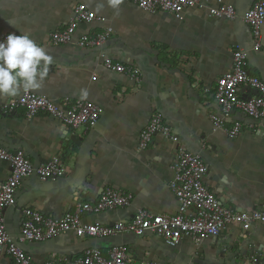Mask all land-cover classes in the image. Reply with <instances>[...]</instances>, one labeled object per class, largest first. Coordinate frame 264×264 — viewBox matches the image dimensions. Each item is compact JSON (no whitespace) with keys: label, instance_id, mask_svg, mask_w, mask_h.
Instances as JSON below:
<instances>
[{"label":"crops","instance_id":"crops-1","mask_svg":"<svg viewBox=\"0 0 264 264\" xmlns=\"http://www.w3.org/2000/svg\"><path fill=\"white\" fill-rule=\"evenodd\" d=\"M199 1L207 8L216 6V0ZM222 1L233 7V19L214 18L206 9L194 8L183 13L182 21H175L124 2L113 9L107 0H0V38L8 33L28 34L53 57L42 86L31 92L59 104L87 100L102 110L93 127L74 130L45 115L27 120L22 110L14 116L0 111L1 150L20 152L34 166L57 157L66 170L64 177L55 180L32 176L22 183L15 206L3 212L10 236L18 237L25 208L56 219L78 204L96 200L105 188L130 193L131 204L85 214L83 223L127 222L140 210L152 215L176 214L178 202L168 186L179 148L203 159L207 168L203 185L223 207L264 209V120L232 112L218 130L212 129L209 120L210 115H220L214 99L216 81L231 70L235 50L245 54L247 73L264 83V28L256 51L252 32L242 21L243 14L259 0ZM78 5L105 21L81 23L70 43L48 45V35L65 28ZM106 29L111 33L100 48H77L80 36ZM104 57L137 68L140 83L105 70ZM22 91L15 97H0V107ZM239 95L248 99L254 92L242 89ZM154 114L162 116L177 142L157 134L140 151L139 138ZM235 123L242 130L229 138L226 131ZM8 175V167L0 163V180ZM19 247L32 261L53 264H74L88 249H98L106 257L114 247H125L137 263L240 264L258 254L264 264V226L248 232L231 226L217 239L198 245L182 240L175 248L149 232L104 239L79 238L68 232ZM0 264L12 262L0 254Z\"/></svg>","mask_w":264,"mask_h":264},{"label":"built area","instance_id":"built-area-1","mask_svg":"<svg viewBox=\"0 0 264 264\" xmlns=\"http://www.w3.org/2000/svg\"><path fill=\"white\" fill-rule=\"evenodd\" d=\"M149 14H165L175 21L183 20V13L189 9H206L209 16L218 19H233L235 11L229 4L216 0V6L207 8L199 0H123ZM104 22L103 18L95 16L84 5L73 9L72 19L61 31L48 35V45L62 46L70 43L81 23ZM242 21L250 28L256 42L254 50L259 48V33L264 28V0H259L242 16ZM110 29L96 35H82L78 38V49L100 48L108 39ZM6 35L1 36L3 40ZM233 62L230 71L216 81L214 99L220 108V115H210L209 120L213 130L222 128L225 120L232 112H240L251 119L264 120V83L251 76L246 70V59L243 51L237 49L232 54ZM105 70L125 76L134 84L140 83V73L131 65L124 66L114 63L109 58H103ZM242 89H249L254 96L248 99L240 97ZM22 110L24 117L31 120L39 115H45L61 126L74 130L80 126L91 128L98 121L102 110L87 100H76L71 104H59L29 92L20 94L0 107L4 116H14ZM264 128V125H263ZM242 130L240 123H235L226 131L229 138H234ZM160 134L177 142L170 129L164 125L162 116L154 114L138 141V149L144 151L154 136ZM0 163L8 167L9 175L0 180V254L8 256L12 264H53V262L32 261L19 247L24 242L40 243L53 239L61 234L73 232L76 237L104 239L120 234L142 236L149 232L159 237L169 248H175L182 240L194 244L214 238L227 232L231 226H237L243 232L264 226V209L260 211H238L223 207L215 195L203 185V177L207 168L203 159L179 148L173 164L174 177L168 188L178 202L176 214L152 215L146 211H137L127 222H117L109 226L98 223H83L81 217L85 214H97L104 211L123 209L132 201V195L113 188L103 189L96 200L75 206L70 212H65L59 218H44L32 208L22 212L23 221L18 237H12L6 230L3 212L16 204V193L22 183L36 176L41 181L55 180L64 177L66 170L60 160L52 158L48 162L34 166L22 153L10 154L0 149ZM125 247L110 249L103 257L98 249H88L82 258L74 264H154L135 262L127 254ZM240 264H263L261 256L254 254L241 260Z\"/></svg>","mask_w":264,"mask_h":264},{"label":"clouds","instance_id":"clouds-1","mask_svg":"<svg viewBox=\"0 0 264 264\" xmlns=\"http://www.w3.org/2000/svg\"><path fill=\"white\" fill-rule=\"evenodd\" d=\"M119 8L123 0H107ZM53 57L45 52L28 34L8 33L0 40V97H15L39 89L47 78Z\"/></svg>","mask_w":264,"mask_h":264},{"label":"water","instance_id":"water-1","mask_svg":"<svg viewBox=\"0 0 264 264\" xmlns=\"http://www.w3.org/2000/svg\"><path fill=\"white\" fill-rule=\"evenodd\" d=\"M71 141L74 142V143H76V139L75 138H72Z\"/></svg>","mask_w":264,"mask_h":264}]
</instances>
